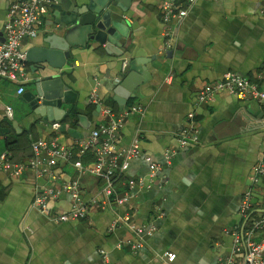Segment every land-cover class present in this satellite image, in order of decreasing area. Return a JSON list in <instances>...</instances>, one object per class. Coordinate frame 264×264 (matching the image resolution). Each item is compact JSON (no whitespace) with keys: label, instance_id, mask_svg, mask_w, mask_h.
Returning a JSON list of instances; mask_svg holds the SVG:
<instances>
[{"label":"crops","instance_id":"0c3cea01","mask_svg":"<svg viewBox=\"0 0 264 264\" xmlns=\"http://www.w3.org/2000/svg\"><path fill=\"white\" fill-rule=\"evenodd\" d=\"M16 1L25 0H0V44L9 6ZM163 1H120L127 10L123 19L130 29L126 53L121 55L116 47L108 53L91 42L80 47L61 70L77 99L74 105H64L72 117L60 123L76 130L78 139L61 129L53 131L51 123L38 116H28L24 96L34 91L30 62L26 65L29 81L21 95L20 85L0 81V156L8 153L11 163L27 164L33 156L32 142L56 140L70 147L104 123L96 115L93 94L101 104L122 111L115 99L120 101V95L127 93L116 88L129 75V66L123 71V64L129 59L155 57L148 65L146 82L136 88L125 106H141L144 116L128 119L119 148L128 147L140 128L142 151L153 162L164 164L165 153L175 151L153 187L133 189L127 206L93 210L88 220L61 224L49 222L32 204L37 193L51 187L57 196L50 207L69 212L73 199L64 187L78 177L72 164L55 169L54 181L31 172L11 177L0 171V264H221L232 255V233L244 223L240 207L246 191L252 192V214H264V177L257 176L253 183L254 167L264 153V103L220 94L195 105L200 91L221 82L227 73L250 80L264 92V0H198L185 19L168 25L160 10ZM172 1L176 5L183 2ZM48 19L46 16L36 37L23 41L24 52L47 29ZM168 29L174 38L169 49L165 46ZM139 77L133 76L134 84ZM30 84L33 88L28 89ZM6 107L13 109L12 119L7 117ZM76 115L87 121L74 122ZM190 115L194 116L193 130ZM185 130H192V138L181 148L178 139ZM81 162L92 165L93 159L88 154ZM148 172L143 157L126 168L132 179H146ZM79 181L85 201L103 199L99 180L84 175ZM126 191L125 186L118 188L119 194ZM125 214L137 224L156 228L137 253L128 247L117 248L121 241L132 238L125 226L109 231L112 222ZM166 254L176 255L173 263ZM236 264H242L240 257Z\"/></svg>","mask_w":264,"mask_h":264},{"label":"built area","instance_id":"2783aa9c","mask_svg":"<svg viewBox=\"0 0 264 264\" xmlns=\"http://www.w3.org/2000/svg\"><path fill=\"white\" fill-rule=\"evenodd\" d=\"M197 1L183 0L176 5L172 0H164L160 10L165 25L185 19ZM49 2L50 0L16 1L9 6L7 12L4 25L5 40L0 44V81L20 85L19 95L24 92L23 85L29 81L26 73L27 55L22 50V43L26 39L36 37L39 33L47 15ZM166 37L165 46L169 49L174 41L173 32L170 29L167 30ZM127 66L128 63L125 62L123 71ZM220 94L236 96L243 101L264 103V92L260 91L256 84L236 73H227L221 82L205 86L197 95L195 105L208 103ZM91 101L100 107L99 115L105 121L94 129L88 138L79 140L70 147L62 146L56 140L32 142L33 156L27 164L11 163L8 153L0 156V171L11 177H19L23 173L31 172L38 178L54 181L57 179L55 169L58 167L72 164L76 168L78 177L68 182L64 187V191L69 193L73 199L69 212H59L50 207L51 200L57 196V192L53 188H44L41 193L35 195L32 208L54 224L88 220L93 210L107 211L112 210L114 206H127L132 197V190L135 188L151 189L158 174L163 171L165 166L170 165L175 155V151H167L164 164L153 162L151 157L142 151V130L140 128L137 129V135L128 147L119 148L120 133L125 123L134 116L143 117L145 110L141 106H131L125 107L117 113L112 108L101 104L95 94L91 96ZM5 113L9 119L13 118L12 108L6 107ZM190 118L192 129L194 116L190 115ZM61 126L60 122L51 123V128L55 132H59ZM192 130H185L180 134L178 142L181 148L188 146L192 138ZM88 154L93 159L92 165H84L81 162V159ZM141 157L149 166L147 178L132 179L127 177L126 168L130 162ZM253 172L255 175L253 183L257 176L264 177V153ZM84 175L92 176L101 182L102 200L94 198L87 202L83 199L79 178ZM120 186H125L127 191L119 194ZM252 211V192L248 190L243 194L240 207V216L244 223L242 227L232 233V255L221 264H236L239 257L242 264H264V214L254 216ZM162 215L163 213L160 211L159 216L162 217ZM120 225L128 229L132 238L121 241L117 248L128 247L133 253H137L143 248L156 232L154 225L137 224L128 214L113 221L109 231L115 232ZM166 258L169 263H173L176 255L166 254Z\"/></svg>","mask_w":264,"mask_h":264},{"label":"water","instance_id":"95a60500","mask_svg":"<svg viewBox=\"0 0 264 264\" xmlns=\"http://www.w3.org/2000/svg\"><path fill=\"white\" fill-rule=\"evenodd\" d=\"M120 1L122 0H50L46 15L49 16L47 29L26 52L27 61L33 65L34 70V91L24 96L28 116H38L50 123L62 122L66 117H72V113L63 107L74 105L77 93L69 88L60 72L75 57V52L80 47H87L95 42L105 47L108 53L111 47L119 48L121 55L126 53L130 29L123 19V13L127 10L119 4ZM154 60L155 57L150 60L136 58L127 61L129 75L121 84L116 85V88L127 91L125 95H120L122 101L115 99L120 110L125 108L136 88L146 82L148 65ZM135 75L140 76L136 84L133 78ZM115 94L119 95L117 91ZM96 111V115H99V106ZM73 120L84 123L87 118L76 115ZM61 131L78 139L76 130L67 129L66 124L61 126Z\"/></svg>","mask_w":264,"mask_h":264},{"label":"rangeland","instance_id":"374dc122","mask_svg":"<svg viewBox=\"0 0 264 264\" xmlns=\"http://www.w3.org/2000/svg\"><path fill=\"white\" fill-rule=\"evenodd\" d=\"M5 82H8V81H5ZM9 83H11V82H9ZM27 86H28V85H27ZM31 88H33V86L30 84V85L28 86V89H31ZM13 106H14V104H13ZM18 106H19V102H16L14 108L17 109ZM17 110H18V109H17Z\"/></svg>","mask_w":264,"mask_h":264},{"label":"trees","instance_id":"16d2710c","mask_svg":"<svg viewBox=\"0 0 264 264\" xmlns=\"http://www.w3.org/2000/svg\"><path fill=\"white\" fill-rule=\"evenodd\" d=\"M63 122H67V120L65 119Z\"/></svg>","mask_w":264,"mask_h":264}]
</instances>
